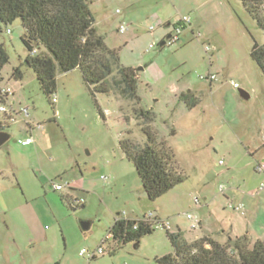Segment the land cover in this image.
<instances>
[{"label": "rangeland", "instance_id": "rangeland-1", "mask_svg": "<svg viewBox=\"0 0 264 264\" xmlns=\"http://www.w3.org/2000/svg\"><path fill=\"white\" fill-rule=\"evenodd\" d=\"M90 6L98 32L118 49L120 63L138 68L140 102L117 91L101 94L102 116L81 72L73 70L58 76L52 103L24 64L29 51L21 39L22 20L3 25L0 40L10 61L2 85L15 93L6 101L13 120L4 128L11 137L0 147V264H159L158 257L174 251L167 230L156 228L138 246L123 243L112 254L110 239L104 254L80 255L83 247L102 244L116 212H157L188 241L202 235L264 241V73L251 56L254 42L264 43V31L241 0H91ZM183 15L193 16L195 33L187 30L178 42L160 46L173 27L165 22ZM122 22L130 24L124 33ZM151 25L157 30L151 32ZM152 42L156 47L148 49ZM16 67L22 79L13 76ZM210 74L216 75L212 81L200 77ZM239 88L250 97H242ZM189 90L194 105L179 99ZM140 108L152 111V122H145ZM148 125L185 175L155 201L120 146L125 138L144 144ZM31 128L37 147L20 142ZM55 183L66 186L57 191ZM72 201L83 205L72 207ZM81 221H90V228L83 229Z\"/></svg>", "mask_w": 264, "mask_h": 264}, {"label": "trees", "instance_id": "trees-1", "mask_svg": "<svg viewBox=\"0 0 264 264\" xmlns=\"http://www.w3.org/2000/svg\"><path fill=\"white\" fill-rule=\"evenodd\" d=\"M241 2L264 31V0ZM90 5L91 0H0V36L3 25L20 18L26 31L21 39L29 51L24 64L34 70L49 100L55 104L58 76L79 70L104 116L97 100L101 94L117 91L127 99L140 102L139 72L133 66L120 63L118 49L109 47L98 32ZM251 56L264 73V43L255 41ZM9 61L8 48L0 40V105L8 100L2 95L1 86L2 71ZM115 70L117 75L114 76ZM13 76L23 78L20 67L13 69ZM179 99L194 105L195 98L190 90L183 91ZM139 114L146 123L152 122L151 110L140 108ZM143 132L147 138L144 144L125 138L120 146L126 158L134 163L148 199L155 201L183 182L185 175L178 170L173 151L158 138L152 126L144 127ZM71 204L72 207L83 205L79 201ZM155 229L144 216L127 218L118 213L109 230L112 234L110 253L114 254L123 243L132 241L138 246L140 240ZM166 230L174 251L158 257L159 264H264V241L261 239L252 242L248 235H228L226 241H219L211 235H203L188 241L181 231Z\"/></svg>", "mask_w": 264, "mask_h": 264}, {"label": "built area", "instance_id": "built-area-1", "mask_svg": "<svg viewBox=\"0 0 264 264\" xmlns=\"http://www.w3.org/2000/svg\"><path fill=\"white\" fill-rule=\"evenodd\" d=\"M117 13H121L122 10L120 8H117L116 10ZM192 23V18H191V15H183L178 22H176L174 25H173V31L172 33L170 34V38L167 39V42L166 44H169V45H172L176 42H178L180 39H181V35L184 31V29L186 27H188L190 24ZM130 28V24L128 23H125V22H122L119 26V31L124 33L126 31H128ZM150 30L151 31H154L155 30V26L154 25H151L150 26ZM8 32H11V30L9 29ZM156 47V43L155 42H152L150 43L149 45V48L148 49H153ZM206 50H209L210 47L209 46H206L205 47ZM202 79H205V78H209L210 81L214 80L216 78V75L215 74H210L209 76H200ZM234 86L235 87H238V83H234ZM1 93L2 95L6 96V97H9V95L13 94L14 91L11 87L9 86H1ZM53 101L56 102L57 101V97L55 96L53 98ZM27 109H25L26 111ZM0 112L2 113H8V108L6 106V102L1 104L0 105ZM22 144L24 145H28L30 143L33 142V138L32 137H29L27 139H23L20 141ZM220 162H223L222 160ZM260 168V166H259ZM103 178H107V176H103ZM68 185V183H66ZM66 185L64 183H55L54 184V188L55 190L57 191H62L64 189ZM221 190H223V186H221ZM194 202L196 204L200 203L199 201V198L198 197H194ZM233 204L230 203V206H232ZM243 206V205H241ZM241 206H238L237 208H241ZM187 218L188 219H194L195 220V223L196 224H199V220L197 218V216H194L192 214H187ZM144 219L145 220H148L150 222H152L154 224V226L156 228H164V229H168V230H171L172 229V223L170 220H167V219H164L162 217H159L157 216L154 212H150L148 214H145L144 216ZM137 226H135L136 228ZM112 237V234L111 232L109 231L107 237L103 240L102 244L96 248V249H90L88 247H83L81 250H80V255L84 256V257H87L88 259H93V258H96L98 257L99 255H102L104 254L105 252V249H104V246H103V243L104 242H107L111 239Z\"/></svg>", "mask_w": 264, "mask_h": 264}, {"label": "crops", "instance_id": "crops-1", "mask_svg": "<svg viewBox=\"0 0 264 264\" xmlns=\"http://www.w3.org/2000/svg\"><path fill=\"white\" fill-rule=\"evenodd\" d=\"M134 3H137V1L136 2H134ZM134 3H132L131 5L134 7ZM196 9L201 13V14H205V9H204V4H198L197 6H196ZM122 13V12H121ZM203 16V15H202ZM147 17H148V15H147ZM191 18H192V23L188 26V27H186L187 29H185L184 31H183V33H185L187 30H189L192 34H194L195 33V28L193 27V23H194V18H193V16H191ZM176 22H173V20H167L166 22H165V26L166 27H170V26H173L174 24H175ZM157 30V28L154 30V31H156ZM151 31V30H150ZM154 31H151V32H154ZM168 31H169V29L164 33V38L168 35ZM187 39H190V37H188ZM133 67H135V66H133ZM136 68V67H135ZM138 69V68H137ZM191 91V90H190ZM15 93V92H14ZM14 93H13V95H14ZM7 103V102H6ZM27 109V108H26ZM3 114V118L1 119V117H0V125H5V122H8V121H11V120H13V116H12V113H2ZM8 123H10V122H8ZM8 132V131H7ZM9 133V132H8ZM10 134V133H9ZM10 137H11V134H10ZM29 137H32L33 138V142L32 143H30V144H28V145H24V144H22L23 146H34V147H37L36 146V143H37V141H36V139H35V136L33 135V130H32V128L31 129H28L27 130V134L25 135V136H23L22 137V139H27V138H29ZM68 183V186H70L71 188H73V189H77V188H79V185H78V183L77 182H67ZM71 183V184H70ZM229 195H230V193L228 192V195H227V197H229ZM118 213H120V212H116V215H115V217L117 216V214ZM146 213H144V215H145ZM155 214L157 215V216H159V217H162L159 213H157V212H155ZM143 215V216H144ZM124 217H127V218H135V217H141V216H139V215H135V216H125L124 215ZM114 220H115V218H114ZM201 221V220H200ZM202 222V221H201ZM200 222V223H201ZM113 224V223H112ZM112 224H111V226H112ZM111 226H110V228H111ZM177 227L180 229L181 227L179 226V225H177ZM110 228H109V230H110ZM203 236V235H202ZM212 236V235H211ZM198 237H200V236H197L196 238H198Z\"/></svg>", "mask_w": 264, "mask_h": 264}, {"label": "water", "instance_id": "water-1", "mask_svg": "<svg viewBox=\"0 0 264 264\" xmlns=\"http://www.w3.org/2000/svg\"><path fill=\"white\" fill-rule=\"evenodd\" d=\"M170 34H168L164 39L163 41H161L160 43V46H163L166 44L167 42V39L170 38ZM240 95L244 98H249L250 95L247 91H245L244 89L240 90ZM10 139V134L6 131V130H0V147L2 145H4L8 140ZM81 225H82V228L87 230L90 228V221H81Z\"/></svg>", "mask_w": 264, "mask_h": 264}, {"label": "flooded vegetation", "instance_id": "flooded-vegetation-1", "mask_svg": "<svg viewBox=\"0 0 264 264\" xmlns=\"http://www.w3.org/2000/svg\"><path fill=\"white\" fill-rule=\"evenodd\" d=\"M172 31H173V27H170V28H169V31H168V34H171ZM8 124H9L8 122H5V125L0 126V130H5L4 127L7 126Z\"/></svg>", "mask_w": 264, "mask_h": 264}]
</instances>
